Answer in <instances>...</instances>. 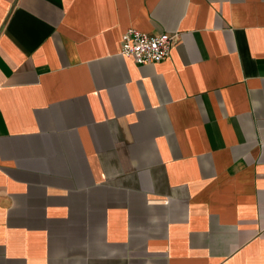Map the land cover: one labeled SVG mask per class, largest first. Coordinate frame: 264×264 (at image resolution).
<instances>
[{
    "label": "crops",
    "instance_id": "1",
    "mask_svg": "<svg viewBox=\"0 0 264 264\" xmlns=\"http://www.w3.org/2000/svg\"><path fill=\"white\" fill-rule=\"evenodd\" d=\"M0 264H264V0H0Z\"/></svg>",
    "mask_w": 264,
    "mask_h": 264
},
{
    "label": "built area",
    "instance_id": "2",
    "mask_svg": "<svg viewBox=\"0 0 264 264\" xmlns=\"http://www.w3.org/2000/svg\"><path fill=\"white\" fill-rule=\"evenodd\" d=\"M178 37V33H147L130 27L121 35L119 54L137 65L160 62L170 56Z\"/></svg>",
    "mask_w": 264,
    "mask_h": 264
}]
</instances>
